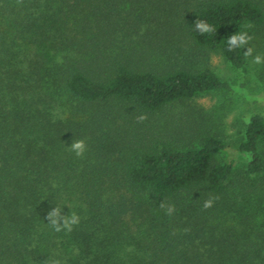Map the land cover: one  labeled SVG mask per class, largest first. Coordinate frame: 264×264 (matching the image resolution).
<instances>
[{"label": "trees", "instance_id": "trees-1", "mask_svg": "<svg viewBox=\"0 0 264 264\" xmlns=\"http://www.w3.org/2000/svg\"><path fill=\"white\" fill-rule=\"evenodd\" d=\"M252 29L264 49V0H0V264H264V114L246 120L242 171L198 117L162 116L217 91L257 101L193 61L241 69L227 39ZM55 206L73 231L49 227Z\"/></svg>", "mask_w": 264, "mask_h": 264}, {"label": "rangeland", "instance_id": "rangeland-1", "mask_svg": "<svg viewBox=\"0 0 264 264\" xmlns=\"http://www.w3.org/2000/svg\"><path fill=\"white\" fill-rule=\"evenodd\" d=\"M250 32L249 35L253 38L245 49L246 52L248 48L253 51L251 56L245 58L241 69L233 68L221 55L214 52L196 51L193 61L198 66H211L222 79L228 81L232 86H242L248 94L258 97L257 101L247 102L239 92L217 91L200 97L189 105L176 104L162 115L165 117L164 121H169L172 118L175 121L176 129L179 128L177 124L185 123L186 120L190 122L194 117H198L197 120L201 121L200 127L212 129L230 144L227 152L221 157L222 159H234L238 171L244 170L250 160L248 153L239 152L237 149L238 142L244 135L246 120L253 112L264 114V62L253 63L256 55L264 58V49L260 47L262 42L259 41L263 31L252 29ZM183 119L185 120L183 121Z\"/></svg>", "mask_w": 264, "mask_h": 264}, {"label": "clouds", "instance_id": "clouds-1", "mask_svg": "<svg viewBox=\"0 0 264 264\" xmlns=\"http://www.w3.org/2000/svg\"><path fill=\"white\" fill-rule=\"evenodd\" d=\"M195 29L200 32L201 34L205 33H214L216 30L215 28L202 19H197L194 25ZM250 28L251 25H248ZM252 36L248 34L247 31H241L238 34L232 35L227 39L228 43V50L232 51L239 48H245L249 42L252 40ZM252 49L248 48L247 52H244L245 56H251L252 55ZM264 62V58H262L260 55H256L253 59V63L260 64ZM148 119L146 114H141L136 117V120L138 123H143ZM68 149L75 153V156L77 158H82L85 155V152L87 151V145L83 139H75L71 146L68 147ZM219 197L208 195L206 199L203 201V210H208L214 206V203L216 200H218ZM160 208L165 210L166 215L172 216L176 212V207L174 204H170L167 201H162L160 203ZM62 208L59 206H55L52 208L51 211L48 212L45 219L48 221V225L50 228H52L56 232L60 231H67L71 232L73 231L75 226H78L80 223V216L73 212L71 210L70 215H62ZM51 259V258H50ZM49 260V259H48ZM48 260L45 262V264H48ZM52 264H62V261L60 259H55L52 261Z\"/></svg>", "mask_w": 264, "mask_h": 264}]
</instances>
